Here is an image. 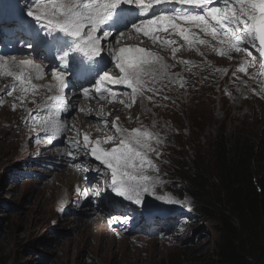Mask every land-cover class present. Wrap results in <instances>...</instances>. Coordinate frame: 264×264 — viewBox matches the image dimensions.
<instances>
[{
    "label": "bare ground",
    "instance_id": "obj_1",
    "mask_svg": "<svg viewBox=\"0 0 264 264\" xmlns=\"http://www.w3.org/2000/svg\"><path fill=\"white\" fill-rule=\"evenodd\" d=\"M46 1L31 14V12L22 11L23 6L18 5L22 2L19 0H0V9L4 18H10V8H15L18 17L15 21L25 24L32 22L31 27L27 25L26 28L17 27L23 32H11L10 27L15 25L8 21L5 25L7 32H4L6 35L0 34V114L6 112L11 117L0 118L2 132L7 131L11 141H14L15 131H17V137L23 139L27 136L24 146L26 151L28 149L27 152H30L29 160L32 162L35 156H37L35 163L46 159L47 149L50 147L53 152L60 153L62 159L52 164V169L46 173L52 175L56 171L53 180L39 191V209L43 210L44 204L52 203L54 199L59 198L55 202L54 211L60 213L66 207L63 208L66 201L60 198V195L56 198V195L61 191L62 185L66 190H72L74 196L68 197V205L78 198L84 199L83 206L92 203L91 207L83 209L85 210L83 218L74 225L73 231L80 233V240L78 238L74 240L81 246H86L89 253H95L96 264L102 262L100 260L98 262L100 253V257L105 259L106 255L114 249L116 255L123 253L122 258L126 259L128 254H124L125 249L132 246L128 244L122 247L118 241L125 244L126 241L122 239L127 237L123 234L129 230L133 222L140 219L141 204L134 199L149 198L142 192L149 191L152 178L158 173L161 174V171L154 170L156 166L152 165L153 156L144 147L158 143L157 139H153L152 143V136L140 126L142 115L134 122V125H139V129L124 123V116L130 118L134 110L140 106L143 109V117L152 119L153 107L156 104H168V107L176 111L177 118L178 111L175 106H181V112L185 114L180 99L189 103L187 106L190 110L200 106L199 102L190 103L186 98H181V95L205 85L200 82L219 80L217 75L239 81L243 86L240 97L243 100L253 97H242L243 93L249 94V89L262 92L261 85H264V81L257 83L261 89L259 90L246 78L248 70L256 68L254 57L256 49L242 43L243 37L234 39L232 36L236 33L229 31L211 18L212 12L218 13L217 6H223L220 10L221 14L231 16L239 27L246 26L249 18L248 13L244 14V12L248 10V5L244 3V0H223V4L220 0L208 1L209 15L201 18L203 22H196L194 19L184 17L182 7L162 5L161 2L164 0H51V7L62 14V17L56 20L54 31V19L50 13H47ZM165 1L173 2L174 0ZM129 3L136 4V7ZM145 3H156L157 6L151 9L144 5ZM139 6H143L145 17H157L151 20L143 18L138 12ZM185 13L187 14V10ZM201 14L205 16V10ZM120 15L131 19L120 17ZM68 18L75 23L65 30L67 34L58 33L62 23ZM137 19H140L141 23L151 21L152 28L160 27L162 20L165 24L156 35L147 37L151 35V30L142 33L144 26L136 28ZM121 22H131V30L122 31L123 27L118 25ZM234 30L238 33L240 29L234 28ZM186 40H188L187 47H185ZM98 41L102 45L95 47L94 52L100 56L105 54V60L101 61L97 67L95 65L99 80L96 76L90 84L98 81L97 85L104 83L110 90L119 89L103 94L105 95L103 99L94 95L90 104L82 101L78 106L77 98L80 97V89L89 73L86 69L82 71L73 66L78 60L76 54L80 48H85L87 54L90 45L94 46ZM189 41H194V44ZM211 49H213L214 57L211 55ZM230 52L237 55H232ZM51 56L63 59L67 64L59 68L60 65L54 62ZM223 60L226 61L225 66L222 63ZM188 80L191 84L188 83L189 86L184 88L183 85ZM197 81L199 82L196 83ZM65 82L67 84L69 82L71 88L78 91L64 89ZM63 102H68L73 109H67ZM159 112L163 114L165 109ZM92 116L94 117L91 121ZM12 117H17L16 121L12 120ZM165 120L163 126L159 127V120L153 119L155 127L163 129L169 127L166 125L175 124V120L169 118ZM114 121L123 129L133 131L136 136L124 134L121 130L118 132ZM181 121L183 129L188 131L186 129L188 124L183 122L184 120ZM72 131L77 135L75 138L79 139L76 146H71V151L78 153L74 157L71 156V152L65 153V150L59 147V144ZM82 132H87V136L83 135V139L79 136ZM111 134L125 136L127 141L123 145L109 143L107 136ZM75 144L76 142H73V145ZM13 145L16 144L13 143ZM35 145L37 146L33 147ZM172 145L174 144L167 146ZM91 149H93V155L87 160L86 155H89ZM110 150H113L110 153L111 157L112 154L122 156L120 159L123 165L122 174L138 192L125 193L130 205L125 209L130 220L129 226L119 225L120 218H110V214L114 212L108 206L111 203L110 197L96 204L102 196V188L108 189L107 183L110 176L105 179L104 171L100 170V163L96 168L92 165V160L96 161L95 157H103L104 151ZM147 150L151 157H148ZM62 168L64 170L59 171ZM91 182L96 183L89 186ZM172 202V200L167 201L170 209L175 207ZM145 205L153 207V204ZM141 222H145L142 216ZM115 224L118 225L117 229L112 228ZM114 233H118L121 240L116 241ZM130 239L135 245L137 242H144V238L141 237ZM93 241L97 242L99 248L94 249ZM164 242L158 241V244ZM145 243L149 245L147 248L152 250L151 257L153 255L158 258L163 257L164 253H154L152 249L154 246L150 241ZM132 250L135 249L132 247ZM91 263L94 264V261Z\"/></svg>",
    "mask_w": 264,
    "mask_h": 264
},
{
    "label": "rangeland",
    "instance_id": "obj_2",
    "mask_svg": "<svg viewBox=\"0 0 264 264\" xmlns=\"http://www.w3.org/2000/svg\"><path fill=\"white\" fill-rule=\"evenodd\" d=\"M19 1L22 2L18 4L19 7L23 6L22 11L31 12L32 14L37 11V7L42 6L45 0ZM46 2L49 5L46 6L47 13L53 16V24L56 25V20L58 17H62V14L51 7V0ZM253 2L255 6L244 12V14L248 13L249 18L246 26L239 27L233 22H228L224 17L226 14H219L216 19L231 32L236 33L234 28L243 31L247 44L257 50L254 53L256 68L249 69L246 78H248L251 85L259 89L257 83L264 81V64L261 58V50L258 48L256 41L254 20L264 11V0H253ZM125 9L127 8L125 7ZM10 12V18H4L0 9V34L2 36L6 35L4 32H7L5 25L8 21L15 25V27H10L11 32H23L21 28H17L21 27V23L15 21L18 18L15 8H11ZM74 23L68 18L62 23V27H71ZM119 24L125 25L124 30H131V22H121ZM22 26L26 28L25 23ZM27 26L30 27V23H27ZM211 55L215 56L213 49H211ZM51 59L60 65L59 68L67 63H64V60L60 58L54 57ZM222 63L225 66L226 61L223 60ZM74 64L80 66L79 60L75 61ZM217 78L219 80L214 79L208 83L200 82V84L205 85L191 90L192 92L186 91L182 94L181 98H186L190 103L197 101L200 106L190 110V107L187 106L189 103L184 99H180L185 114L181 112V106H175L178 111L177 118L175 117L176 111L168 107V104H156L153 107V118L147 114L152 119L143 117V109L140 106L135 109L136 112L134 110L130 118L124 116V123L133 125L134 129H139V125H134V122L142 115L140 126L152 136V143L153 139H157L158 143L153 144L154 146L144 147L153 156L152 165L156 166V168L153 167L154 170H160L161 174L158 173L152 178V186L149 191L143 190L145 192L142 193H146L145 195H148L149 198L134 199L143 204H153V207L142 205L139 221L133 222L131 226H129L130 220H128L126 208L119 206L108 195L107 187L102 188V196L99 197L98 203L100 204L103 199L110 197L111 203L108 206L114 211L113 214H110V218H120L119 225L129 226V230L125 234L122 233L124 237H127L122 239L126 241L125 244L118 241L121 240L118 233H114V239L122 247L130 244L135 250H132V247H126L124 254L131 257L126 259L125 257L122 258L123 253L116 255L115 249L108 253L105 259L100 257V253L98 259V262L99 260L102 261L100 264H145L146 262V264H218L215 245L218 239V231L222 227L221 224L226 213L224 208L219 205L205 209L208 213L207 216L197 215L194 212V208L201 207L203 203L191 198L184 192L185 179L189 175L187 170L195 165L203 166L209 172L210 177L216 180L217 168L213 159L215 146H212V143L218 135L226 134L233 141L236 132H242L245 129L253 133L257 139H264V94L262 93L264 92V85H261L262 90L259 89L262 92L249 89V94L243 93V98L253 96L248 100H243L240 98L243 86L240 85L239 81L231 77H223V75H217ZM188 83L191 84L188 80L183 87L189 86ZM139 85L143 87L141 83ZM87 86L89 85L84 84L81 89ZM63 88L71 89V84L65 82ZM73 91H78V89ZM81 91L79 97L81 103L84 100L90 102V97H87L90 91L86 88ZM210 94H212L211 97ZM161 109H165L163 114L159 112ZM93 117L90 118L91 121ZM0 118L9 119L11 117L4 112L0 114ZM156 118L159 120V127L163 126L167 118L175 120V124L157 129L153 122V119ZM16 119L17 117H12V120L16 121ZM181 120L188 124V127H186L188 131L181 126L183 124ZM2 129L3 126L0 124V134L2 136H0V264H92L93 261L96 264L95 253L90 252L92 254L90 255L86 246H81L76 242L74 238L79 239L80 233L73 231L77 221L83 218L85 213L83 209L91 207L92 203L83 206L84 199L78 198L71 205H68V197L70 195L73 197L74 194L72 190L68 191L62 185L56 198L59 195L60 198H64L66 202L63 208L66 207L60 213L54 211L55 202L59 198L54 199L52 203L44 204L43 210L39 209L38 206L40 189L53 180L56 171L52 175L46 173L49 169H52V164L54 165L62 159L60 153L53 152L50 147L47 149L46 159H41L36 161L38 163H35L37 159V156H35L32 162L29 160L30 152L28 153V149L26 151L24 146L27 136L23 139L17 137V131H15L14 141H11L8 132H2ZM117 130L118 132L121 130L127 135L136 136L133 131L123 129L120 126ZM83 135L86 137L87 132L80 133V138L83 139ZM75 136H77L76 133L72 131L59 144V147L64 149L65 153L71 152L72 157L78 154L71 151V146H76L79 143V139ZM107 140L109 143L118 145H123L127 141L125 136H119L118 134L107 136ZM73 142H76V144L73 145ZM13 143L16 145H13ZM170 144L174 145L167 146ZM90 151L89 155H86L87 160L89 156L93 155V149ZM112 151H104L105 156L95 157L96 161L92 160V165L97 168L99 163L106 161L114 167L115 170L111 173L101 168L100 170L104 171L103 177L105 179L110 176L109 180L113 179L117 182L118 190L116 192L118 194L138 193L127 177L122 174L123 165L120 162L122 156L112 154L111 157L110 153ZM149 151L148 157H151ZM180 164L185 166L182 168ZM62 170L64 169L62 168L59 171ZM95 183L91 182L89 186H93ZM210 193L216 198L214 192ZM169 200H172L175 205L172 209L168 207L167 201ZM145 210L150 211L147 216H145ZM141 216L145 218V222H141ZM238 223L239 220H233L234 226L237 227ZM112 228L117 229L118 225L115 224ZM237 235L244 238L241 232ZM136 237L144 238V242H137L135 245L130 238ZM86 239L88 238L86 237ZM146 240L154 246L152 247L154 253H164L163 257L159 256L158 258L155 255L151 257L150 251L152 250L147 248L149 245L145 243ZM158 241H165V244H158ZM92 244L94 249L99 248L96 241H93ZM91 257H93L92 260Z\"/></svg>",
    "mask_w": 264,
    "mask_h": 264
},
{
    "label": "trees",
    "instance_id": "obj_3",
    "mask_svg": "<svg viewBox=\"0 0 264 264\" xmlns=\"http://www.w3.org/2000/svg\"><path fill=\"white\" fill-rule=\"evenodd\" d=\"M212 146L216 180L195 165L187 170L185 192L203 203L194 208L197 215L207 216L205 209L212 206L224 208L215 245L218 264H264V139L244 129L233 141L218 135ZM234 219L239 220L237 227Z\"/></svg>",
    "mask_w": 264,
    "mask_h": 264
},
{
    "label": "water",
    "instance_id": "obj_4",
    "mask_svg": "<svg viewBox=\"0 0 264 264\" xmlns=\"http://www.w3.org/2000/svg\"><path fill=\"white\" fill-rule=\"evenodd\" d=\"M255 25L258 33V43L263 50L264 58V15L260 17V19L255 23Z\"/></svg>",
    "mask_w": 264,
    "mask_h": 264
}]
</instances>
